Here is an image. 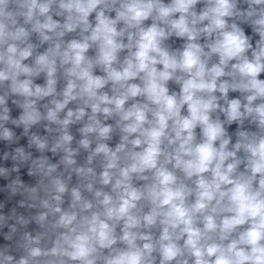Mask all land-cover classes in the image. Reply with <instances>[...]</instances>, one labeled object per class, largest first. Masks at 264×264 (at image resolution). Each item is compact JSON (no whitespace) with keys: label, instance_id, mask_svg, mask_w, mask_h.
Wrapping results in <instances>:
<instances>
[{"label":"clouds","instance_id":"obj_1","mask_svg":"<svg viewBox=\"0 0 264 264\" xmlns=\"http://www.w3.org/2000/svg\"><path fill=\"white\" fill-rule=\"evenodd\" d=\"M0 264H264V0H0Z\"/></svg>","mask_w":264,"mask_h":264}]
</instances>
